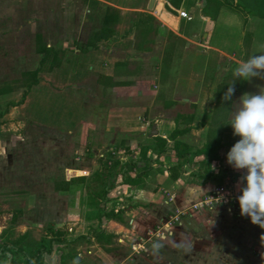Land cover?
<instances>
[{
  "label": "rangeland",
  "instance_id": "374dc122",
  "mask_svg": "<svg viewBox=\"0 0 264 264\" xmlns=\"http://www.w3.org/2000/svg\"><path fill=\"white\" fill-rule=\"evenodd\" d=\"M213 4L205 10L204 4L193 6L194 19H183L179 31L205 41L200 37V32L206 29L202 15L210 13L216 26L212 42L229 51H237L238 59L247 60L256 52V44L264 43V18L244 15L227 7L215 18L217 12ZM183 6L187 10L192 7L190 2ZM78 10L67 0H0V113L7 109L0 117V246L27 232L23 246L26 252L33 253L41 243L48 245L51 228L63 230L69 239L88 234L91 221L85 216L89 206L84 207V202L90 190L101 188L99 180L94 179L96 170L102 167L108 153L124 160L131 158L123 148L113 153L112 142L137 150L136 160L144 158V154L147 156L149 151L150 141L146 139L151 131L148 126L141 135L131 133L126 125L119 129L121 125L116 114L109 115L120 107V100L112 93V83L99 94L92 90L83 105L78 102L71 106L67 85L51 81L54 77H51L52 67L67 65L62 63V56L67 52L55 39L61 40V31L68 26L70 17L73 22L70 15ZM192 49L203 54L202 48L192 46ZM204 56L197 57L194 77L202 81L209 79V89L216 97L213 113L218 129L211 133L218 137L212 149L219 154L225 144L224 147L235 144L230 138L220 136L229 127L226 123L234 98L252 93L257 87L259 90L264 83L255 85L252 81L255 77L236 79L233 69L238 64L229 63L227 71L222 72L219 65H215L211 52ZM166 78L160 82V91L168 97ZM231 83L236 91L230 101H224L223 95ZM71 93L81 95L80 90ZM107 125L111 132L105 131ZM82 176L86 182L76 184L69 191H59L54 182L55 179L61 182ZM111 178V182L118 185L112 194L122 195L113 206L108 205L109 209L120 211L121 219L109 218L103 224L104 229L113 234L111 242L102 245L92 233H89L90 239L77 243L56 241V264H64L61 262L63 254L70 262L80 256V264H264L261 256L264 228L253 224L250 217L239 222L230 221L228 208L217 207L196 212L204 220L202 223L188 227L175 224L168 228L164 226L168 217L161 220L168 209L164 206L146 208V197L138 198V193L155 189L154 183L133 186L121 183L120 175ZM174 190L162 192L168 195L170 202L177 194L181 201L182 192L176 194ZM124 194L133 196L125 198ZM185 197L183 193L182 198ZM140 204L144 207L139 208ZM210 213L215 218L205 220ZM7 231L8 240L4 236ZM157 242L161 247L153 250L152 245Z\"/></svg>",
  "mask_w": 264,
  "mask_h": 264
},
{
  "label": "crops",
  "instance_id": "0c3cea01",
  "mask_svg": "<svg viewBox=\"0 0 264 264\" xmlns=\"http://www.w3.org/2000/svg\"><path fill=\"white\" fill-rule=\"evenodd\" d=\"M194 1L195 5L202 6L200 0H190ZM67 2L79 10L78 13L70 15L73 16V22L71 23L70 17L68 26L61 31V40L55 39L56 44L59 42L60 48L67 52L62 56V63L65 62L67 65L52 67L51 77H54L51 81L67 85L69 91L67 97L72 103L71 106H76L78 102L83 105L92 90L98 91L96 93L99 94L112 83L114 85L112 93L118 101L120 100L118 104L120 107L112 110L109 115L116 114L118 124L121 125L119 129L126 125L131 133L138 132L141 135L142 131L146 132L144 128L149 121L151 124L147 129L151 131L155 124L157 134L153 136L148 134L146 141L154 143L157 138L155 136L167 140L169 149L166 152L158 157V154L149 148L147 158H160L164 166H170L172 158L175 160L178 158L171 149L177 141L185 147L190 146L192 150L200 151V154L194 157L193 164L184 165L179 178L175 181L170 179L167 169L153 172L150 178L156 177L155 180L159 183L151 179L152 181L148 180L147 184L154 183L155 189L148 188L138 193V198L143 199L144 196L148 200L144 202L145 207L164 206L165 210L167 208L168 211L161 216V220L164 221L177 205L178 207L190 205L220 185L238 189V181L245 170L235 169L227 162V153L231 147H224L226 144L221 147L219 154L211 150L210 157L216 158L212 162L215 179L205 181L197 176L198 162L205 158L204 147L209 144L213 147L218 141V137L211 133L218 129L213 113L216 97L212 93L213 90L209 89V79L202 81L203 79L198 80L194 77L193 69L197 57L211 52L215 65H219L222 72L227 71L229 63L238 64L241 61L238 59L237 51H229L212 42L216 29L215 21L210 16L202 15L206 29L200 32V37L205 41H199L179 31L181 21L187 18L180 17L176 9L188 11L193 20L195 5L192 4L191 9L187 10L183 6L184 2L180 8H176L169 0H157L152 9L149 7L150 0H67ZM223 9L224 7L221 11ZM192 46L204 49L203 54L195 53ZM165 77L169 82L168 97L160 91V82ZM252 81L255 85L264 83V79L259 77ZM72 90H80L81 95L72 94ZM258 91L257 87L252 93ZM239 98L240 96L234 98L231 112ZM29 101L27 97V103ZM109 126H106V132L112 131ZM222 132L220 136L230 138L233 143L240 139L239 136L233 135L230 124ZM112 143L111 146L117 149L118 144ZM150 154L152 156H149ZM158 164H160L158 161L154 162V165ZM161 185L165 186V189ZM172 190L174 192L177 190L176 194L182 192L181 201L177 194L175 200L170 202L168 195L162 192H173ZM183 193L185 198H182ZM143 207L140 204L139 208ZM234 211V214L229 215L230 221L235 219L239 222L249 218L241 215L240 207L234 208ZM209 216L205 220L215 218L211 213ZM203 221L195 212L185 215L182 223L177 225L188 227ZM25 233L28 236L27 232L21 235ZM18 262L24 263L22 260Z\"/></svg>",
  "mask_w": 264,
  "mask_h": 264
},
{
  "label": "trees",
  "instance_id": "16d2710c",
  "mask_svg": "<svg viewBox=\"0 0 264 264\" xmlns=\"http://www.w3.org/2000/svg\"><path fill=\"white\" fill-rule=\"evenodd\" d=\"M172 5H174L176 8H180L182 3L184 2H190V0H169ZM201 2L203 0H200ZM195 2H190V5H195ZM214 3V4H213ZM204 4V5H203ZM203 10H205L209 5L213 4L216 8L217 14L214 16L215 18L218 16L219 11L223 7L230 8L231 10H234L236 12H239L244 15H251V16H259L261 18H264V0H204L203 3ZM205 16H212L210 13H206ZM213 19V16L211 17ZM35 82V81H34ZM33 82V84H35ZM32 84V85H33ZM31 85V86H32ZM7 110V109H6ZM0 113L1 115L5 114V111ZM156 141L154 143H149L148 147L150 149H153L155 153L158 154V157L162 155L164 152H166L169 147L167 146V140L155 136ZM121 146V148H120ZM117 149H114V151L120 149H125L129 155V160H124L121 158H117L112 153H108L107 159L104 160V164L101 168L96 170L94 174V179L99 180V185H101L100 189L96 190H90V194L87 197V202L85 200L84 207L89 206V210L86 212V218L87 220L91 221L88 224L89 232L88 234H80L76 236L75 238L69 239L67 237V233L63 230H55L54 228L50 229V242L41 243L39 247L32 253V251L26 252L25 247L23 246V241H25L27 236L26 233L24 235H21L20 237L16 238V240H8L10 237L9 232H4L5 238L8 240L4 244H1L0 246V252L1 257L3 258V261L7 259V255L11 254V264H19L21 260V256L25 260V263L23 264H44V257L45 255L51 257L53 254L57 253V250L55 249V243L56 241L60 244H70V243H77L80 240L84 239H90V234L92 233L93 236L97 238V241L101 243L102 245L109 244L111 242V239L113 238V234L110 232H107L104 229V220L117 217L121 219V213L115 212V210L111 207V209L108 208L109 203L114 204L120 197H122L121 194H112L113 190L116 185V183L111 182V176L114 177L117 175L121 176V183L130 184L133 186H139L141 184H144L145 182L150 179L153 172L155 171H164L167 169L169 171V177L171 180L175 181L179 178L180 172L183 170L184 165L187 163L193 164L194 157L198 154H200V151L198 150H192L190 146L185 147L182 143H179L178 141L175 142V145L172 149V151L175 152V155H177V160L175 158H172V162L170 166H164V164L160 161V158H147L146 154H144V158H141V160L135 159V153L137 150H132L128 147H124V145H118L116 147ZM204 154L205 158H203L201 161H199V168L197 170V176L200 177L202 180L207 181L208 179H215L213 175V169H212V162L216 158H212L211 156V145H207L204 147ZM201 150V151H203ZM143 159V160H142ZM158 161V166L154 165V162ZM110 162V163H109ZM55 183L58 185L57 188L59 191H69L71 190V187L75 186L79 183H85L86 179L84 176L72 178L70 181H59L57 179L54 180ZM120 183V184H121ZM119 184V185H120ZM221 184V182H220ZM77 187V186H76ZM125 198H130L133 196L131 194L128 196L127 194H124ZM113 206V205H112ZM176 209L171 210V212H175ZM124 211V210H122ZM120 216V217H119ZM93 222V223H92ZM16 224V222L14 223ZM59 249V248H58ZM17 255H21L20 258L17 257ZM73 256H76L75 254H71ZM23 260V261H24ZM61 262L64 264H70V260L66 259V255H61Z\"/></svg>",
  "mask_w": 264,
  "mask_h": 264
},
{
  "label": "clouds",
  "instance_id": "9594fccd",
  "mask_svg": "<svg viewBox=\"0 0 264 264\" xmlns=\"http://www.w3.org/2000/svg\"><path fill=\"white\" fill-rule=\"evenodd\" d=\"M233 75L236 79H264V43L256 44V52L247 60H241L233 69ZM234 92L231 83L223 100L230 101ZM226 124L232 126L233 135L240 137L227 153V162L235 169L245 170L237 184L241 215L250 217L253 224L264 228V86L257 93H244ZM152 247L159 250L161 244L157 242ZM261 256L264 257V252ZM11 259L8 254L0 264H11ZM80 259L76 256L71 264H80ZM44 264H56L55 254L51 257L45 255Z\"/></svg>",
  "mask_w": 264,
  "mask_h": 264
},
{
  "label": "built area",
  "instance_id": "2783aa9c",
  "mask_svg": "<svg viewBox=\"0 0 264 264\" xmlns=\"http://www.w3.org/2000/svg\"><path fill=\"white\" fill-rule=\"evenodd\" d=\"M177 14L182 18H187L189 20L192 19V15L186 10L182 9H176ZM151 123L148 121L146 122V125L149 126ZM113 153H116L114 150H112ZM238 189L235 188H229L225 185H220L216 187L213 191L207 192L199 200H196L191 205L187 207H179L176 208L175 212L171 213L168 217V220L164 224L166 227H172L173 225H177L179 223H182V219L185 215L189 213H195L197 211H201L203 209L207 210H214L215 208L224 207L228 208L231 213H235L234 208L238 209L240 207L237 195H238ZM157 232H160L161 229H157ZM155 231V232H156ZM156 232V233H157ZM164 232L160 233L163 234Z\"/></svg>",
  "mask_w": 264,
  "mask_h": 264
},
{
  "label": "water",
  "instance_id": "95a60500",
  "mask_svg": "<svg viewBox=\"0 0 264 264\" xmlns=\"http://www.w3.org/2000/svg\"><path fill=\"white\" fill-rule=\"evenodd\" d=\"M157 0H150V5L149 7L152 9L154 8V5H155V2ZM157 134V128H156V125L154 124L151 128V132H150V136H153V135H156Z\"/></svg>",
  "mask_w": 264,
  "mask_h": 264
}]
</instances>
